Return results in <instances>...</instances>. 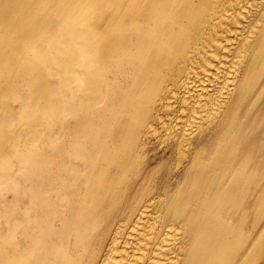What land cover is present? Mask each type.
I'll return each mask as SVG.
<instances>
[{
  "label": "bare ground",
  "instance_id": "obj_1",
  "mask_svg": "<svg viewBox=\"0 0 264 264\" xmlns=\"http://www.w3.org/2000/svg\"><path fill=\"white\" fill-rule=\"evenodd\" d=\"M87 1L0 0V71L4 37L74 44L14 153L3 264H264V0Z\"/></svg>",
  "mask_w": 264,
  "mask_h": 264
},
{
  "label": "rangeland",
  "instance_id": "obj_2",
  "mask_svg": "<svg viewBox=\"0 0 264 264\" xmlns=\"http://www.w3.org/2000/svg\"><path fill=\"white\" fill-rule=\"evenodd\" d=\"M90 2L91 0L87 1L86 7ZM55 25L56 23H52V27ZM66 27L74 28L68 23ZM49 35L50 32L45 35L44 47L49 45L47 42L52 38ZM18 39H22V37ZM69 41L68 36L60 41H55L58 44V51L61 46L74 45H68ZM1 42L7 43L6 52L2 54V57L13 60V63L4 66L0 71V153H2L0 154V234L2 231L7 234L9 230L7 226L9 186H11L16 169L14 153L15 151H36L40 148L33 141L25 140V137H30L27 123L34 119L32 116L33 107L37 104L47 107V110L40 119L36 115V119L49 125L54 123L44 121V119L50 117V107L52 106L56 107L55 111L58 114V104L49 97V94L51 91L56 94L60 88L57 66L58 51L50 53L49 50L40 49L39 45L27 48L19 46L20 48L17 50L16 46L14 48L10 46L9 43L13 41L10 42L9 37H4ZM26 65H29V68H26ZM22 67L24 68L22 69ZM38 85L41 86L38 87ZM24 102L26 104L20 106ZM41 126L46 132H53L57 129L56 125L50 128L44 127V124ZM8 245L9 238L0 236V264H3L1 257L8 250Z\"/></svg>",
  "mask_w": 264,
  "mask_h": 264
}]
</instances>
